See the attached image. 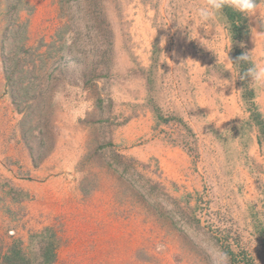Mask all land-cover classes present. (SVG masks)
Masks as SVG:
<instances>
[{
  "label": "rangeland",
  "instance_id": "obj_1",
  "mask_svg": "<svg viewBox=\"0 0 264 264\" xmlns=\"http://www.w3.org/2000/svg\"><path fill=\"white\" fill-rule=\"evenodd\" d=\"M204 2L0 0V264H264V28Z\"/></svg>",
  "mask_w": 264,
  "mask_h": 264
},
{
  "label": "clouds",
  "instance_id": "obj_2",
  "mask_svg": "<svg viewBox=\"0 0 264 264\" xmlns=\"http://www.w3.org/2000/svg\"><path fill=\"white\" fill-rule=\"evenodd\" d=\"M225 9H231L245 18H256L260 27L264 28V10L260 7V0H205L204 3L190 8L187 12L178 13L173 20L178 22V27L188 29L190 39H197L202 47L214 50L209 41L215 39L222 29L230 30V25L227 23V17L225 16ZM201 27L205 29L204 34L199 31ZM212 28L216 30V36L213 39H207V31ZM194 32L196 33L195 36H193ZM259 32L264 33V31ZM252 33L257 42V34L253 29ZM162 42L165 43L166 41L162 40ZM231 46L232 43L227 48L226 64L234 63L228 55ZM241 46L243 47V45ZM237 59L238 62L234 64H247L248 67L246 70L241 71L236 78L239 76L240 79L249 80L252 85L264 87V61L257 59L254 50L242 53ZM228 70L233 75L232 70L226 67V71ZM218 86L223 87L225 85L219 84ZM219 264H228L227 253L222 252L220 254Z\"/></svg>",
  "mask_w": 264,
  "mask_h": 264
},
{
  "label": "trees",
  "instance_id": "obj_3",
  "mask_svg": "<svg viewBox=\"0 0 264 264\" xmlns=\"http://www.w3.org/2000/svg\"><path fill=\"white\" fill-rule=\"evenodd\" d=\"M225 11H226V14L228 15V18L231 20V23L233 26L232 37L240 39V40H243L244 38H246V36L249 34L248 19L245 17H242L239 13H236L231 9H225ZM244 52H245L244 49H238L235 57L238 58ZM242 66L245 68V70L248 67L247 64H243ZM253 94H254V91H253V88H251L250 96L252 98H254Z\"/></svg>",
  "mask_w": 264,
  "mask_h": 264
},
{
  "label": "crops",
  "instance_id": "obj_4",
  "mask_svg": "<svg viewBox=\"0 0 264 264\" xmlns=\"http://www.w3.org/2000/svg\"><path fill=\"white\" fill-rule=\"evenodd\" d=\"M142 131H144V130L142 129ZM145 131L148 132L147 124H146V127H145Z\"/></svg>",
  "mask_w": 264,
  "mask_h": 264
}]
</instances>
